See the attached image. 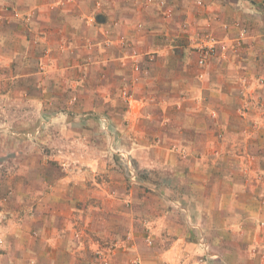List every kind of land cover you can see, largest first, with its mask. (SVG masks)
<instances>
[{
    "label": "rangeland",
    "instance_id": "obj_1",
    "mask_svg": "<svg viewBox=\"0 0 264 264\" xmlns=\"http://www.w3.org/2000/svg\"><path fill=\"white\" fill-rule=\"evenodd\" d=\"M183 1L197 19L205 13L204 0L203 7ZM106 4H120L126 17H111ZM86 7L70 23L72 40L53 48L43 28H34L33 14L22 15L21 42H12L13 27L2 30L0 252L36 239V263L45 264L55 229L58 242H73L81 264H264V77L241 66L248 27L238 21L223 27L236 31L226 40L207 29L193 33L186 21L176 31L168 0H98ZM4 11V20L20 17L12 6ZM152 12L162 28L147 25L144 14ZM121 28L133 36L117 34ZM208 35L216 52L200 65ZM145 36H152L146 46ZM172 53L177 60L166 78L180 67L184 74L135 92ZM54 59L66 71L69 63L72 71L121 69L119 90L106 99L102 91L83 93L80 79L50 88ZM213 59L242 71L237 98L229 96L227 105L218 103L217 76L197 95L188 90L207 84ZM99 78L104 82L106 72Z\"/></svg>",
    "mask_w": 264,
    "mask_h": 264
},
{
    "label": "crops",
    "instance_id": "obj_2",
    "mask_svg": "<svg viewBox=\"0 0 264 264\" xmlns=\"http://www.w3.org/2000/svg\"><path fill=\"white\" fill-rule=\"evenodd\" d=\"M98 0H74V2L69 3L68 0H0V57L2 56L1 51H3V47L6 43V38L2 33L4 27L11 26L13 27V31L11 32L12 42H21V27L22 25V15H30L33 14L34 17L30 19L34 24V28L41 27L43 28L42 32L44 35V41L49 48H53L54 44L62 43L63 41L67 42L72 36L70 33V23L74 22V16L79 18L86 11L87 4L90 2H94ZM173 3L175 7V17L172 22L173 27L177 31L180 30V24L183 21H186L190 24V27L195 33L196 30H205L209 32H213L218 38L221 40H226V37L233 36L236 34L235 30H230L228 33L224 31L223 27L233 25L236 21L240 22L244 26H247L250 31V39L248 40V54L244 56L243 63L241 66L245 68V73L250 76H263L264 77V8L262 6L261 0H204L206 5L205 13L201 18H196L194 15V6L186 3L183 0H168ZM104 7V10L111 17H122L125 16V9L118 4L115 5L116 8H109L108 4ZM5 6H12L14 10H17L20 14L18 18H11L10 20H4ZM152 12L151 14H144V20L147 25L153 26L155 28L161 27V21L159 17ZM130 18L131 15L129 14ZM135 18L134 16L132 19ZM4 20V21H3ZM7 21V22H6ZM76 21V20H75ZM9 23V25H8ZM78 23V22H75ZM17 27V29H16ZM81 27V26H80ZM162 28V27H161ZM19 29V31H18ZM102 31V30H101ZM120 33L129 34L128 29L121 28L118 30ZM131 37L133 35L129 34ZM151 35V34H150ZM152 36L144 37V46L151 44ZM84 41V37H80L79 39L74 38L73 42L76 45L80 44ZM10 42V41H9ZM14 49V48H13ZM17 47H15V53ZM14 54V53H13ZM168 55L167 53H165ZM169 57L160 58L157 63H155L150 70L148 80L145 82H141L135 88V92L139 93L140 91H152V86H163L171 83L175 78L181 77L184 73L181 70V67L177 70L176 77L166 78V74L168 72V65H171V61L177 60L174 53H172ZM54 54L50 56V58H54ZM161 57V56H160ZM175 58V59H174ZM187 57H184V59ZM55 60V59H54ZM181 60L178 59L177 62ZM195 60V58H194ZM56 72L54 74H50L49 83L50 88L56 87V84L59 83V87L56 89H63L61 86L65 84V82H76L79 84V79L81 80V86L83 93L87 91L89 94L94 92L102 91V96L106 99V95L111 96L113 93L119 90L121 69L109 67H94V68H84V69H75L72 71L71 63L67 66L69 69L67 71L64 69V61L60 59H56ZM66 64V62H65ZM74 69V68H73ZM190 70V74H197L196 69ZM105 71L107 74V79L103 82L100 80V74ZM241 70L235 67L234 65H228L225 63H221V60H211L209 65L206 67V73L209 74L208 81L206 85H202L200 87L199 84L195 83L193 86L189 87V91L194 92L197 95V92L202 91L206 87L212 85L213 81H215V76L217 79L223 80L220 84V92L218 94V100L220 105H227L230 101L229 96L232 97V100L236 97V81L241 74ZM86 75V79L83 78V75ZM171 80L169 82H165V79ZM235 82V83H233ZM182 87V86H179ZM156 89V88H155ZM111 94V95H110ZM259 95L264 100V89L259 90ZM110 98V97H108ZM137 101H142L141 97H137ZM238 101V100H237ZM210 102H212L210 100ZM198 123V122H196ZM52 235L46 241L44 256H45V264H81L78 262L77 258L72 254L71 246L73 242L69 239V237L63 238L61 242L54 238L55 229H52ZM71 245V246H70ZM13 246V244H12ZM9 249L5 253L0 252V264H31V260L40 261L39 254L41 251V244L37 242L36 239L29 240V242L25 245L19 244V250L15 248ZM175 249V248H173ZM26 251L22 257H20L19 251ZM179 250V249H178ZM59 252H61V257L59 256ZM178 256V255H177ZM115 264V262L111 263Z\"/></svg>",
    "mask_w": 264,
    "mask_h": 264
},
{
    "label": "built area",
    "instance_id": "obj_3",
    "mask_svg": "<svg viewBox=\"0 0 264 264\" xmlns=\"http://www.w3.org/2000/svg\"><path fill=\"white\" fill-rule=\"evenodd\" d=\"M194 1L196 2L197 5L201 7L204 6L201 0H194ZM262 1L264 2V0ZM215 45H216L215 39H213L211 35L210 36L208 35L206 37L205 46L199 50L201 53L200 58H199L200 65H205L207 60L215 54L216 52ZM224 49H225V46H221V50H224Z\"/></svg>",
    "mask_w": 264,
    "mask_h": 264
},
{
    "label": "water",
    "instance_id": "obj_4",
    "mask_svg": "<svg viewBox=\"0 0 264 264\" xmlns=\"http://www.w3.org/2000/svg\"><path fill=\"white\" fill-rule=\"evenodd\" d=\"M101 18H102V16L99 17V19H101Z\"/></svg>",
    "mask_w": 264,
    "mask_h": 264
}]
</instances>
